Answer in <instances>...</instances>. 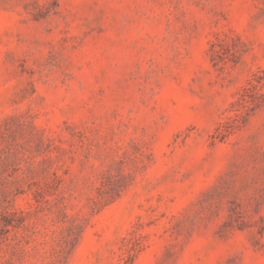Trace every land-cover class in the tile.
<instances>
[{
    "label": "rangeland",
    "instance_id": "obj_1",
    "mask_svg": "<svg viewBox=\"0 0 264 264\" xmlns=\"http://www.w3.org/2000/svg\"><path fill=\"white\" fill-rule=\"evenodd\" d=\"M264 264V0H0V264Z\"/></svg>",
    "mask_w": 264,
    "mask_h": 264
},
{
    "label": "trees",
    "instance_id": "obj_2",
    "mask_svg": "<svg viewBox=\"0 0 264 264\" xmlns=\"http://www.w3.org/2000/svg\"><path fill=\"white\" fill-rule=\"evenodd\" d=\"M127 264H130V263H127Z\"/></svg>",
    "mask_w": 264,
    "mask_h": 264
}]
</instances>
